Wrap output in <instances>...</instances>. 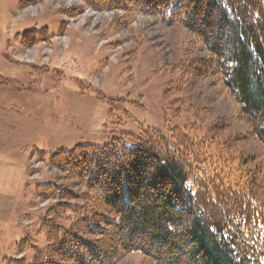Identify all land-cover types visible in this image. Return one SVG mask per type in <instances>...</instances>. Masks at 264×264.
Masks as SVG:
<instances>
[{"label": "trees", "instance_id": "obj_1", "mask_svg": "<svg viewBox=\"0 0 264 264\" xmlns=\"http://www.w3.org/2000/svg\"><path fill=\"white\" fill-rule=\"evenodd\" d=\"M101 2L198 37L211 58L197 61L193 71L218 77L264 144V0ZM40 32L26 35V43L47 40ZM127 135L134 146L119 140L39 153L85 191L76 195L56 183L35 187L39 200L56 204L41 219L48 246H33L31 239L18 244L21 253L32 249L30 264H115L136 253L141 264H264V176L237 162L235 139H197L180 127H142Z\"/></svg>", "mask_w": 264, "mask_h": 264}, {"label": "rangeland", "instance_id": "obj_2", "mask_svg": "<svg viewBox=\"0 0 264 264\" xmlns=\"http://www.w3.org/2000/svg\"><path fill=\"white\" fill-rule=\"evenodd\" d=\"M99 2L0 0V177L24 173L20 191H0V264L32 263V249L18 251L22 241L48 246L41 219L56 201L39 200L37 185L85 191L39 153L119 140L132 147L127 134L142 127H180L197 139H235L237 162L264 176V144L239 117V105L217 76L193 71L211 58L202 41L155 16ZM32 31L47 40L26 43ZM142 260L136 253L115 264Z\"/></svg>", "mask_w": 264, "mask_h": 264}, {"label": "crops", "instance_id": "obj_3", "mask_svg": "<svg viewBox=\"0 0 264 264\" xmlns=\"http://www.w3.org/2000/svg\"><path fill=\"white\" fill-rule=\"evenodd\" d=\"M11 169H15L14 167L9 168ZM15 171L14 172H8L5 174V176L0 177V191L5 190L6 188H11L17 186V191H20L21 187H22V179L20 178V174L24 175V173H22L21 171H19V173L17 172V175L19 177H17V175L15 176ZM14 190V189H13Z\"/></svg>", "mask_w": 264, "mask_h": 264}]
</instances>
